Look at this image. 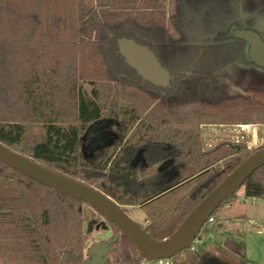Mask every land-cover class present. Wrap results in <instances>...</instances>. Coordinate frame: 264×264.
Returning a JSON list of instances; mask_svg holds the SVG:
<instances>
[{
	"label": "trees",
	"instance_id": "trees-1",
	"mask_svg": "<svg viewBox=\"0 0 264 264\" xmlns=\"http://www.w3.org/2000/svg\"><path fill=\"white\" fill-rule=\"evenodd\" d=\"M239 20L240 0H0V144L96 189L125 213L122 207L146 209L143 230L156 241L169 238L231 172L264 148L221 142L201 149L203 126H264V90L214 98L201 86L247 52L231 36L214 41ZM122 37L147 44L175 86L124 80L107 54ZM190 72L192 77L185 75ZM103 123L114 128V138L88 157L82 138ZM34 125L44 129L43 137L24 147L25 126ZM140 150L152 165L173 156L195 173L141 196L132 190L140 171L131 163ZM241 189L244 200L264 201V165ZM236 193L219 208L238 199ZM84 205L0 163L2 264H81ZM95 212L118 236L107 264H140L133 243ZM179 255L172 258L176 264Z\"/></svg>",
	"mask_w": 264,
	"mask_h": 264
},
{
	"label": "water",
	"instance_id": "water-1",
	"mask_svg": "<svg viewBox=\"0 0 264 264\" xmlns=\"http://www.w3.org/2000/svg\"><path fill=\"white\" fill-rule=\"evenodd\" d=\"M232 37L244 42L248 49L245 59L264 69V41L258 32L232 28ZM118 55L141 79L152 87L166 89L174 76L164 69L147 44L133 38L116 40ZM0 163L15 172L47 186L60 193L81 200L112 223L136 247L141 260L156 261L172 259L191 247L210 216L230 196L240 190L244 182L264 165V148L257 150L231 172L206 198H204L183 221L179 228L163 241L153 240L143 228L132 221L127 214L103 193L85 184L59 175L40 166L32 160L17 154L0 144ZM86 252L81 264H107L113 251L112 245L118 236H112L106 226Z\"/></svg>",
	"mask_w": 264,
	"mask_h": 264
},
{
	"label": "rangeland",
	"instance_id": "rangeland-1",
	"mask_svg": "<svg viewBox=\"0 0 264 264\" xmlns=\"http://www.w3.org/2000/svg\"><path fill=\"white\" fill-rule=\"evenodd\" d=\"M240 18V24L242 26L246 27L248 30L258 32L261 35L262 40L264 41V5L262 2L257 0H240ZM225 36L226 34L224 33L218 34L214 38V41H219ZM207 43V40L202 39L200 45L206 46ZM107 54L111 65L124 80L135 83L143 82L141 81L140 77L124 63V60L118 55L115 45L108 48ZM239 60L240 61L237 60L233 62L222 72L218 73L216 76L217 78L214 79L215 81H212V78L207 76V78L201 82V86L203 88V93L205 96L223 98L240 95L248 97L251 95L252 90H264V69L258 68L257 66L252 64L245 63L243 56L240 57ZM188 74L189 73H185V75H187L188 77H192L194 73L190 72V74ZM187 76L182 77L184 79H187ZM217 79H219V81ZM144 83L149 82L144 81ZM170 86H168L166 89H169ZM84 88L86 91H89L88 86H84ZM104 125H106V123H104ZM104 125L99 124L96 127L95 125L92 126L93 128L91 127L92 129L88 131L82 138V151L88 157L91 156L94 152V150L92 149L93 144H96L97 142L99 143V145L107 143L106 141L101 142L99 138V135L101 134L99 132H104ZM106 126L107 130L110 133L114 134V128L110 127L109 124ZM219 130L222 132V134L218 133L219 135L217 136L219 140L221 139L219 143L227 142L224 141L225 134H228L229 131L234 130L235 134L242 135V142L248 144L249 146L252 147L253 145H259V147H261L264 145V126L250 127L251 133L248 132L247 135H245L244 129H241V127L238 128L225 126L221 128L219 127ZM96 132L97 135L95 137ZM43 134L44 129L39 125L25 126V136L22 143L23 146L29 147L39 142L43 137ZM193 173H195V170L193 171ZM239 191H237L236 195L239 193ZM249 202L247 203V206H249ZM83 209L85 215V245H90V243L96 242V236L98 235L96 233L102 232V225L108 227L109 232H111V230L108 223L102 217H100L91 207H89L88 205H84ZM126 214L132 221H134L138 225H140L141 219L144 215V213L140 209L128 210L126 211ZM256 228L261 229L260 226H256ZM204 229L205 227L202 228V230ZM197 238L192 243L189 249L181 252L179 259H181V261L182 259H184L183 263L264 264V232H262L261 234H254L253 236L247 238V244H245V253L243 259L237 255H235L234 258L230 257L227 259L224 256H215V254L213 256L211 255L210 257H203L201 253H194L193 250H197ZM181 261L176 259L177 263H181ZM0 264H2L1 255Z\"/></svg>",
	"mask_w": 264,
	"mask_h": 264
},
{
	"label": "crops",
	"instance_id": "crops-1",
	"mask_svg": "<svg viewBox=\"0 0 264 264\" xmlns=\"http://www.w3.org/2000/svg\"><path fill=\"white\" fill-rule=\"evenodd\" d=\"M219 127L225 126H203L200 128V142L203 152L211 150L221 141V139L219 140L217 137L219 135L218 133L222 134ZM228 127H241V129H244L245 135H247L248 132L251 133L250 127L252 126ZM241 138V134L237 135L234 130H231L228 134H225L224 141L244 143ZM244 144L250 149L259 147V145H253L251 147L246 143ZM171 157L173 158V156H170L168 160L169 165H167V167H163V165L160 166V164H149L145 167L142 163H139V179L132 185V190L141 196H149L169 188L174 183L190 176L191 173L194 174L193 168L183 164H176ZM237 197L238 199L235 201L228 202L221 206L212 217L213 221L207 222L204 225L205 229L201 230L198 235L197 250H193L194 253H201L203 257H210L215 254V256H224L227 259L230 257L234 258V256L237 255L243 259L247 238L254 234H261L264 232V201L249 200V202L248 200H244L242 189L237 194ZM248 202L250 203L249 206H247ZM122 208L127 211L131 209H140L137 207ZM140 210L144 213L140 226L144 228L148 225L147 213L146 209ZM256 226H260L261 229H257ZM96 234L99 235L101 232ZM91 244L93 243H90V245ZM87 245L85 250L90 246L88 245L87 247ZM180 255L177 258L179 261H181V259H179ZM183 261L184 259H182L181 263L177 264H185Z\"/></svg>",
	"mask_w": 264,
	"mask_h": 264
},
{
	"label": "flooded vegetation",
	"instance_id": "flooded-vegetation-1",
	"mask_svg": "<svg viewBox=\"0 0 264 264\" xmlns=\"http://www.w3.org/2000/svg\"><path fill=\"white\" fill-rule=\"evenodd\" d=\"M240 21H241V18H240V20H239V22H237V23H235V24H233L232 26H230L229 28H228V31H227V33H224V34H226V37H232V32H231V30H232V28H235V29H247L246 27H244V26H242L241 24H240ZM212 41V40H211ZM247 53V52H246ZM246 53L244 54V62L245 63H247V64H252V63H250V62H248L246 59H245V56H246ZM240 59V58H239ZM238 59V61H240ZM253 65V64H252ZM218 81H219V79H217ZM175 78L172 80V82L170 83L171 85H174L175 83ZM97 125H99V124H97ZM97 125H95V127L97 126ZM102 125V124H101ZM103 125H104V123H103ZM106 125H108V124H106ZM106 125H104V132H99V131H97V132H99V133H101L100 135H99V138H100V141L101 142H104V141H106L107 143L106 144H102V145H99V143L97 142L96 144H93V146H92V149L95 151V150H97V149H102V148H106V147H108L110 144H111V141L113 140V138H114V136H113V134L112 133H110L108 130H107V126ZM93 128V127H92ZM92 128H90L89 129V131L92 129ZM97 132H96V134H95V137H96V135H97ZM147 154V153H146ZM146 154H145V152L144 151H138L137 153H135L134 154V156H133V158L131 159V163H132V166H134V167H136L137 169H139L138 168V166H140L139 165V163H142L145 167L146 166H148L149 164H150V162L148 161V159L146 158ZM169 159H167V160H165V161H163L161 164H160V166L161 165H163V167H167V165H169V161H168ZM103 226V225H102ZM107 229H108V227H107ZM102 233V232H101ZM111 233V232H110Z\"/></svg>",
	"mask_w": 264,
	"mask_h": 264
},
{
	"label": "built area",
	"instance_id": "built-area-1",
	"mask_svg": "<svg viewBox=\"0 0 264 264\" xmlns=\"http://www.w3.org/2000/svg\"><path fill=\"white\" fill-rule=\"evenodd\" d=\"M213 219L212 218H209V220L207 222H212ZM140 264H176L174 262L173 259H159V260H156V261H144L142 260V262Z\"/></svg>",
	"mask_w": 264,
	"mask_h": 264
}]
</instances>
